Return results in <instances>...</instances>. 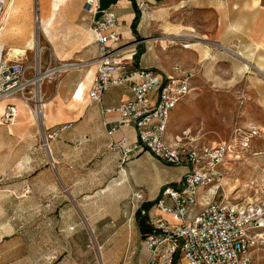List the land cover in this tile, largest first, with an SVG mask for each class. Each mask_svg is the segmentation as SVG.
Listing matches in <instances>:
<instances>
[{
    "label": "rangeland",
    "instance_id": "rangeland-1",
    "mask_svg": "<svg viewBox=\"0 0 264 264\" xmlns=\"http://www.w3.org/2000/svg\"><path fill=\"white\" fill-rule=\"evenodd\" d=\"M22 1V32H27L26 41L40 49V72L51 74L40 83L44 117L34 115L37 103L32 91L29 108L18 111L14 125H0L4 130L0 134V264H139L144 246L134 208L128 198L114 195L110 180L120 170L116 160L103 163L96 156L84 155L77 159L61 151L59 165L40 163L49 158L43 121L50 125L56 117L55 103H46L57 93H68L71 79L90 68L80 66L82 54L76 50L89 44L82 59L96 55L89 21L85 15L86 22L81 20V0H64L51 23L48 7L52 0ZM36 16L42 17V28L40 24L37 28ZM162 46L170 56L174 43L166 40ZM35 48L24 60L32 76ZM174 67L193 74V90L170 117L168 139L193 146L229 144L220 169L223 189L236 202L261 207L264 219V102L249 95L239 77L231 78L230 66L215 69L224 77L217 82L195 77L192 70L178 64L156 71L170 72ZM30 140L40 149H30ZM106 184L108 191L101 190ZM255 233L250 255L254 264H264V227Z\"/></svg>",
    "mask_w": 264,
    "mask_h": 264
},
{
    "label": "crops",
    "instance_id": "crops-1",
    "mask_svg": "<svg viewBox=\"0 0 264 264\" xmlns=\"http://www.w3.org/2000/svg\"><path fill=\"white\" fill-rule=\"evenodd\" d=\"M10 1H7V5ZM53 2L55 0H52L48 7L50 23L54 17L59 16V8L65 3L64 0H60L57 14L51 16L50 7ZM82 3L83 0L80 6L81 20L86 22L81 10ZM22 4V0H15L0 34V44L4 47L8 59L25 62L33 42L26 41L27 32H22L24 26ZM140 4H143L144 10L140 9ZM99 6L101 9L112 8L117 16L118 32L122 35L121 44L124 46L119 55L124 61L131 63L134 69L165 71L178 64L192 70L195 77L198 74L204 81L217 82L224 77L218 75L215 69L230 66L231 78L239 77L248 87L249 95L264 102V68L257 65V61L258 64L264 65L262 0H99ZM38 17L42 28L43 19L41 16ZM89 31L96 55L86 60L82 59L87 55L88 50L84 49L89 44L81 46L76 50V54H82L81 59H78L80 66L87 65L90 68L71 79V85L68 83V93H57L46 103V105L55 103L56 117H53L50 125L46 124L49 122L43 121L45 132L51 134L63 125L69 127L49 141L46 149L49 158L42 159L40 163L44 167L49 161L59 165L61 151L71 152L77 159L83 155L96 156L102 159L103 163L114 159L120 168L110 179L115 190L114 195L121 199H129L133 192L142 191L143 204L151 205L146 210L148 216L156 214L154 201L160 189L166 184L181 180L187 170L185 167L166 165L145 150L133 152L128 161L121 163V150L109 147L110 143H119L121 140H124L125 146H129L136 140L131 127L116 129L111 135L108 133L115 124L117 114L106 113L105 110L114 109L127 100L129 92L127 87H112L102 95L100 102H90L88 99L87 93L95 75L94 61L98 57L91 27ZM162 33L164 37H160ZM166 40L168 43H174V46H170L172 48L169 51L170 56L162 48ZM12 47L23 48L27 52L23 56H11ZM80 85H83L82 93L80 97L75 98V92ZM190 95L191 93L179 103L170 117ZM9 101L7 104H12L16 109L13 124H9L13 126L18 111L29 106L18 98ZM11 101L17 102L19 109ZM4 103L5 101L0 102V125L7 124L2 117L7 105L3 106ZM8 131L12 133L10 128ZM3 132L4 130L0 128V134ZM30 142L32 145L30 149H40L33 141ZM28 159L31 161V157ZM57 171L61 180L64 179L63 174H60L58 169ZM106 180L108 181V178ZM105 189L108 191L107 184L101 187V190ZM164 218L170 219L168 216ZM143 246L144 258L139 264H145L149 256L144 238Z\"/></svg>",
    "mask_w": 264,
    "mask_h": 264
},
{
    "label": "built area",
    "instance_id": "built-area-1",
    "mask_svg": "<svg viewBox=\"0 0 264 264\" xmlns=\"http://www.w3.org/2000/svg\"><path fill=\"white\" fill-rule=\"evenodd\" d=\"M8 0H0V34L7 17ZM144 10L143 4L139 5ZM83 14L87 17L98 49L94 61L95 75L87 97L100 102L102 95L112 87H127L129 97L106 113H116L112 129L131 127L135 142L125 146L124 140L110 143L121 150V163L135 151L145 150L164 164L185 167L186 173L176 183L161 188L154 201L156 214L149 215L141 208L142 191L133 192L128 204L147 216L151 233L144 239L148 251L145 264H254L250 248L255 244L258 229L264 227L261 207L236 202L222 186L220 169L226 162L230 145L221 142L208 146L181 144L167 137L171 112L191 93L193 74L174 67L170 72L134 69L119 52L123 49L118 19L112 8L101 9L99 0H83ZM27 62L7 58L0 44V102L18 98L28 102L34 92V78ZM16 109L7 104L3 120L13 124ZM69 126L63 125L46 134L44 146ZM252 135L255 132L252 131ZM168 216L170 219L164 218Z\"/></svg>",
    "mask_w": 264,
    "mask_h": 264
},
{
    "label": "bare ground",
    "instance_id": "bare-ground-1",
    "mask_svg": "<svg viewBox=\"0 0 264 264\" xmlns=\"http://www.w3.org/2000/svg\"><path fill=\"white\" fill-rule=\"evenodd\" d=\"M14 2H15V0H11L9 3H8V5H7V7H6V10H5V17H7V15L9 16V13L12 11V8H13V5H14ZM59 3H60V0H55V2H53L52 4H51V8H50V10H51V16H53V15H55L56 13H57V11H58V7H59ZM52 19V18H51ZM39 24H40V20H39V17L38 16H36V25H37V28L39 29ZM31 48H33V50H34V48H35V44H33V43H31ZM27 51H25L23 48H11V50H10V55L11 56H16V57H18V56H23L25 53H26ZM39 56H40V49H36L35 48V69H36V71L38 70V60H39ZM257 65H258V67H260V68H264V65H260V64H258V61H257ZM65 67H67V66H64V67H62V68H65ZM247 67V66H246ZM62 68H60V69H62ZM51 74V72L49 73V74H47V73H40V74H38L35 78H34V80H33V82H34V92H33V95H34V98H35V100H36V103H37V105H36V108H35V112H34V115H35V117H40L41 115L44 117V114H43V108H44V103H43V101H42V98H41V93H40V83H41V81L44 79V78H46V77H48V75H50ZM82 90H83V85H80L78 88H77V90H76V92H75V98H78V97H80V95H81V93H82ZM27 106H29V104L27 103V102H24ZM73 107V106H72ZM33 112L31 111V113L33 114Z\"/></svg>",
    "mask_w": 264,
    "mask_h": 264
},
{
    "label": "trees",
    "instance_id": "trees-1",
    "mask_svg": "<svg viewBox=\"0 0 264 264\" xmlns=\"http://www.w3.org/2000/svg\"><path fill=\"white\" fill-rule=\"evenodd\" d=\"M150 206L151 205L142 204L141 208L146 211ZM135 220L141 237L145 239L152 231L151 226L148 224L147 216H142L139 210H137L135 213Z\"/></svg>",
    "mask_w": 264,
    "mask_h": 264
}]
</instances>
